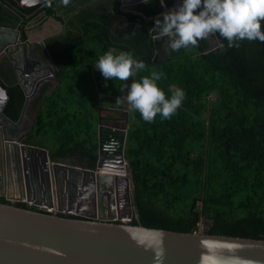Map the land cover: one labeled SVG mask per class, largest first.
Returning <instances> with one entry per match:
<instances>
[{"label": "trees", "instance_id": "trees-1", "mask_svg": "<svg viewBox=\"0 0 264 264\" xmlns=\"http://www.w3.org/2000/svg\"><path fill=\"white\" fill-rule=\"evenodd\" d=\"M91 1L53 0L44 7L66 30L48 41L58 84L47 82L33 103V109L42 106L28 141L48 148L54 159L86 168L96 167L100 140L103 149L119 153L125 131L105 125L100 134L99 125L128 104L107 103L117 98L107 93L94 64L109 50L130 53L147 67L127 84L157 71L166 95L177 87L185 91L170 119L157 115L146 122L128 109L125 156L135 207L130 223L194 232L203 221L206 233L264 238V43L243 40L229 48L216 33L196 47L173 51L153 27L165 12L160 0L139 2L133 11L113 0L114 13L88 6ZM2 10L0 4V24H6ZM117 14L130 21L126 35L114 30ZM0 73L9 94L5 113L17 121L24 89L12 68ZM0 202L8 200L0 196Z\"/></svg>", "mask_w": 264, "mask_h": 264}, {"label": "water", "instance_id": "water-1", "mask_svg": "<svg viewBox=\"0 0 264 264\" xmlns=\"http://www.w3.org/2000/svg\"><path fill=\"white\" fill-rule=\"evenodd\" d=\"M16 1L17 5L13 9L25 14L24 8L41 4L44 0ZM180 2L181 0H173L172 5H168L167 0H164L165 11L171 10ZM123 3L125 6L127 1L123 0ZM18 25L19 22L16 21L15 26ZM9 38L0 39V55L13 64L16 81L24 89L26 102L22 118L32 96V85L42 84L48 76L43 74L32 80L22 78L19 61L23 63L26 59L32 41H24L21 36V43L16 44L8 41ZM45 50L54 69L52 74H48L52 75L50 77L54 79L56 86L58 81L55 74L58 68L51 59L47 46ZM8 100V90L0 81V118L16 125L17 122L4 112ZM35 123L36 119L33 129ZM104 126L101 119L100 134ZM122 130L125 134L119 152L121 163L111 165L110 168L103 165L104 149L101 140L99 160L95 168L55 161L46 147L22 143L24 137L11 142L14 146L12 150L0 145V196H6L8 200L0 202V264H264V238L210 234L200 229L182 232L131 224L135 213L133 183L129 161L125 156L127 128ZM41 154L47 158L48 169L42 167ZM12 161L15 169L13 181L21 195L19 197L11 196L9 189H1L4 173L10 176L8 170L12 169ZM66 178L76 180L79 185H88L93 196L97 194L98 203L93 199L92 207L98 213L87 215L78 212L76 214L85 217L67 216L13 202L14 199L25 200L32 197L37 189H42L45 195L49 179L51 185L54 183V191L51 189L50 193L60 201L59 182ZM122 182L130 207L127 215L120 214L118 208L106 207V195L111 196L115 190H119ZM81 197L85 195L82 194ZM60 211L65 212V208H60Z\"/></svg>", "mask_w": 264, "mask_h": 264}, {"label": "clouds", "instance_id": "clouds-1", "mask_svg": "<svg viewBox=\"0 0 264 264\" xmlns=\"http://www.w3.org/2000/svg\"><path fill=\"white\" fill-rule=\"evenodd\" d=\"M62 2L67 5L70 0ZM143 2L147 4L151 0ZM160 2L164 4V0ZM153 27L159 37L168 38L173 51L196 47L200 40L216 33L227 40L229 48L239 47L243 40L264 43V0H181L157 17ZM224 47L221 43L220 48ZM94 66L106 80L124 82L147 67L132 54L114 50L105 52ZM162 77V72L152 71L130 84L125 83L120 90L122 93L126 90V94L117 97L115 103L122 105L126 101L129 109L139 112L146 122H153L157 115L161 119L172 118L185 100V91L177 87L166 95L158 84Z\"/></svg>", "mask_w": 264, "mask_h": 264}, {"label": "flooded vegetation", "instance_id": "flooded-vegetation-1", "mask_svg": "<svg viewBox=\"0 0 264 264\" xmlns=\"http://www.w3.org/2000/svg\"><path fill=\"white\" fill-rule=\"evenodd\" d=\"M52 1L53 0H44L41 4L30 6L31 8H33L31 11H28V7L24 8L25 14H22L13 9L17 5L16 0H0V4L3 8L1 12L3 14L1 15L3 16L4 21H7L6 24H0V39L9 36L10 38L8 41H11V42L14 41L16 44H19L21 43L19 42V40H21V36H22L24 41L28 39L32 41V44H30L29 50L27 51L26 59L23 61V63L19 61V67H20L19 71L21 73V77L22 78L25 77L27 79L32 80V79H36V77L38 76H42L43 74L44 76L45 75L48 76V79H46L42 84L38 85L37 83H34L32 85L33 86L32 96L29 98L26 113L24 114L22 118L20 116V118L17 121H15L17 122L16 125L12 124L11 122L7 120H2L0 118V126L2 128L0 129V145H2V148L3 146L4 148L7 147L8 150H12V148L14 147L11 142L13 140H18L21 137H24L22 140V143L36 145V144L29 142L28 140L30 136L34 134L35 127L33 129V126H34L35 119L37 118L36 117L37 111L41 105H38L37 109H33L32 106H33V103L37 100V98L40 97L43 87L46 85V83L51 80H54L50 77L52 76L51 74L54 69L52 68L51 60L45 50V46H47L48 41L51 38H55L63 34L66 30V25L62 22V24H64L65 29L59 35L46 36L45 38L42 37L39 39H34L30 37L29 31L34 30L36 27H32L34 23H31L30 21L32 18L37 17L39 14H42V13L46 14L48 18L52 17L50 15H47L46 10L44 9V7ZM109 1H111V6H110L111 13H114L113 0H109ZM121 1H122L121 7L123 10H126V11H131V10L133 11L136 4L139 2H142V0L141 1L126 0L127 4L124 6L123 0ZM136 1H139V2L135 4ZM117 16L123 17L125 20H127L123 15L117 14L116 18ZM16 21L19 22V25L17 27L15 26ZM127 21L129 23V26H131L130 21L129 20ZM41 41H44V43ZM1 52L2 51L0 50V53ZM1 57L2 56L0 55V71L3 70L4 68L13 69V64L11 62H8L7 60H4V58H1ZM13 72L15 73L16 71L13 69ZM48 73H51V74H48ZM0 77H2L1 73H0ZM15 78H16V75H15ZM46 95L47 93L44 94V96ZM107 103L116 104L115 101H109ZM4 112H5V109H4ZM35 126H36V123H35ZM36 146H39V145H36ZM41 159H42L43 169H48L49 163L47 161L46 156L41 154ZM120 159L121 157L119 153H117V151H115L112 147H106L104 149V157L102 161L105 167L110 168L111 165H119L121 163ZM54 160L63 161L61 159H54ZM11 163L12 164L10 167L12 169L8 170V173L10 174V176H8L7 173H4V184L1 187V189L3 191H6L9 189L10 190L9 194L11 196L19 197L21 196L18 193L19 190L18 189L16 191L12 190V188L16 187L17 185L13 181V175L15 174V169L12 166L14 163L13 161ZM7 181H8V184H7ZM48 183H49L48 185L49 187L46 189L45 195L42 193V189H39V190L37 189L36 193H34L35 195L33 194L32 197H29L25 200L14 199L13 202L19 205L30 207V208H34L38 210H48L50 212L60 213V214H64L67 216L85 217V216L76 214L78 212H84L87 215L98 213V210H93V207H92L93 199L96 201V204L98 203L97 194L93 196L90 190V187L88 185L86 186L79 185L76 182V180H73V179H69V180H67V178L63 179L62 181L59 182V186H58V190L61 191L60 201H58L55 195H51L50 193L51 189L54 191V183H52L51 185L50 179ZM121 185L122 186L120 187V189L115 190L111 196H109V194L106 195V197H108L106 207L108 209L112 207L114 209L118 208L120 214L127 215L130 210L128 196H127V192L124 186V182H122ZM82 194H84L85 197H81ZM4 197L6 198V196ZM87 198H88V201H85L87 200ZM60 208H65V212L64 211L61 212ZM72 211H75V213Z\"/></svg>", "mask_w": 264, "mask_h": 264}, {"label": "crops", "instance_id": "crops-1", "mask_svg": "<svg viewBox=\"0 0 264 264\" xmlns=\"http://www.w3.org/2000/svg\"><path fill=\"white\" fill-rule=\"evenodd\" d=\"M88 6L94 9H99L100 12H111V1L109 0H92ZM30 22L34 23L32 27H36L34 30L29 31L30 37L34 39L45 38L46 36H56L61 34L65 29L64 24H62L61 21L52 17L48 18L44 13L32 18ZM130 29L131 26H129L128 21L123 17L117 16L114 26L115 32L119 35H126L129 33ZM51 82L55 83V81ZM65 162L67 161L65 160ZM17 189V186L12 188L13 191H16Z\"/></svg>", "mask_w": 264, "mask_h": 264}, {"label": "rangeland", "instance_id": "rangeland-1", "mask_svg": "<svg viewBox=\"0 0 264 264\" xmlns=\"http://www.w3.org/2000/svg\"><path fill=\"white\" fill-rule=\"evenodd\" d=\"M213 42L215 44V41H213ZM166 51H168V48H165L162 53H167ZM51 81H54V80H51ZM125 83H127V82L120 81V80H112L111 78H108L105 81V84H106L105 87L108 89L107 93H109L110 96H113L115 98L119 97V94L122 96V94H121L122 92H121L120 88ZM125 94H126V90H125V93H123V96ZM123 96L121 98H123ZM128 109H129V106L126 109H119L121 111L119 112L118 115L116 114V116L114 118L113 117L112 118L111 117H107L106 119L103 120V123L105 125L113 127V128H118V129H126V128H128V122H127V110ZM103 113L106 116H111L112 112L111 111L107 112L106 110H103ZM31 118H32V116H31ZM134 215H135V213H134ZM199 226H200V230H202V231H204L206 229V224L203 221L200 222Z\"/></svg>", "mask_w": 264, "mask_h": 264}, {"label": "built area", "instance_id": "built-area-1", "mask_svg": "<svg viewBox=\"0 0 264 264\" xmlns=\"http://www.w3.org/2000/svg\"><path fill=\"white\" fill-rule=\"evenodd\" d=\"M198 225H200V222H199V224ZM200 227V226H199Z\"/></svg>", "mask_w": 264, "mask_h": 264}]
</instances>
